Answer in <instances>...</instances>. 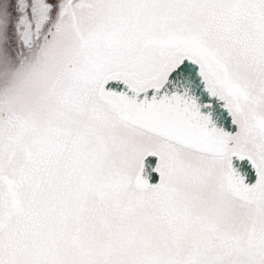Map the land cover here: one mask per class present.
<instances>
[{
    "label": "snow or ice",
    "instance_id": "1",
    "mask_svg": "<svg viewBox=\"0 0 264 264\" xmlns=\"http://www.w3.org/2000/svg\"><path fill=\"white\" fill-rule=\"evenodd\" d=\"M0 264H264V0H0Z\"/></svg>",
    "mask_w": 264,
    "mask_h": 264
}]
</instances>
